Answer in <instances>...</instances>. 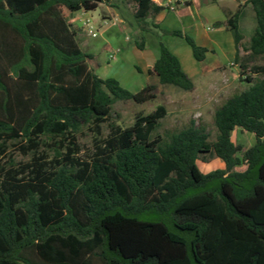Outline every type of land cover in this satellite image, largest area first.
<instances>
[{"label":"trees","instance_id":"trees-1","mask_svg":"<svg viewBox=\"0 0 264 264\" xmlns=\"http://www.w3.org/2000/svg\"><path fill=\"white\" fill-rule=\"evenodd\" d=\"M124 1L140 31L164 9L158 0ZM104 2L0 0V264H264V64L253 62L264 55V0L245 2L255 21L249 40L238 25L241 5L224 21L247 52L236 50L239 76L252 75L214 110L213 140L193 119L167 139L153 135L162 105L98 138L116 101L155 98L152 84L132 92L97 74L78 40L70 14ZM171 34L203 60L206 47ZM147 73L193 88L162 42ZM83 127L100 142L88 158L78 155ZM235 128L254 142L236 143ZM46 140L59 160L39 151ZM10 148L30 163L16 164ZM209 156L223 167L201 171L198 159Z\"/></svg>","mask_w":264,"mask_h":264},{"label":"rangeland","instance_id":"rangeland-1","mask_svg":"<svg viewBox=\"0 0 264 264\" xmlns=\"http://www.w3.org/2000/svg\"><path fill=\"white\" fill-rule=\"evenodd\" d=\"M111 1L116 6L115 11H117L124 19L125 31L120 33V39H122L123 43L126 44L125 47L128 49L131 45H135V39H137V37L135 36L134 31L136 30L135 28L137 27V23L132 13L128 11L124 0ZM198 1V6L201 7L203 5V0ZM250 12L253 13L251 10ZM104 13H107V11H105L104 3H100L96 10L94 9V11H90V15L93 16ZM70 17H72L71 14ZM203 24L205 27L209 25V23L206 21H203ZM254 25L253 14L251 19L249 13H246L244 26H241L240 28L244 41L249 40L253 33ZM117 26L119 27V24ZM102 30H104V27H99L96 30L97 36H86L88 45L87 47L84 46L86 50L94 55L95 64L93 65L97 74L102 77H114L118 79L123 87L132 92L139 91L145 85L154 83L155 85H153V92L155 93V98L143 103H137L133 100L116 101L112 105V110L110 116L107 118V121L101 123L100 134L98 135L100 140L107 138L110 131L109 125L116 124L121 126H129L133 123L137 113L148 114L153 112L158 105H162L164 107L165 113L159 119L158 124L153 130V135L159 134L163 137V139H167L170 133L183 128L189 123L191 119H193L197 126L203 127L205 131L208 132L209 139L213 140L216 134V129L213 122L214 110L220 106L226 97L230 96L235 91H238L239 88L244 85L245 80L243 79L245 75H252L250 72H248V70H246L242 76H239V65L236 67V70L230 69L229 71L227 68H231L233 66L229 64L224 69V72L230 76L231 79L234 77L235 83L232 84L228 91L222 92V90L218 88V86H215V84L214 88H211L210 92L209 90L203 92L199 85H196L197 87L192 88L191 90H179L174 88L175 91H171L167 89L168 87L166 85L172 87L176 86L171 84H159L154 80L158 79L156 76L149 75L146 72V69L143 68L144 63L141 62V58L139 56L140 52L138 50H130V55L126 56H124V53L122 54L121 49H118L117 51L114 50L115 58L110 60L108 55L112 52V49L109 41L104 40L110 34L100 33ZM81 33L85 35V31L82 30ZM230 33L232 35L231 31ZM187 34L192 36L190 31L187 32ZM144 41L145 44L152 49L157 48L160 42L164 43L166 47L171 50V52H173V54L178 58L181 67L188 74H194L199 70L200 61H197L193 57L190 47L183 40V38L166 32L165 29L160 30L155 28L144 33ZM225 46L226 43L224 47ZM257 59L258 60L255 61L256 63L264 64V55H260ZM147 61L151 62L149 60ZM233 85L234 88H232ZM231 134L236 143H241L245 146H248L254 142L252 133L241 131L239 128H235ZM94 136V132L88 127H83L81 132L76 135V142L80 146V151L78 152L80 157L88 158L96 152V146L100 142H95ZM46 141L50 143L49 146H45L43 144L39 151L43 155L46 154L45 159L47 161L59 160L60 157L55 156L54 150L57 145L55 143H51L48 140ZM61 150L65 151V148H62ZM10 152H12V158L16 164H25L30 163L31 161L30 154L24 155L14 148H10ZM4 160L6 161V158H3L2 161ZM197 166L201 171L207 172L214 168L223 167V162L215 156H209L207 161H201L198 159Z\"/></svg>","mask_w":264,"mask_h":264},{"label":"crops","instance_id":"crops-1","mask_svg":"<svg viewBox=\"0 0 264 264\" xmlns=\"http://www.w3.org/2000/svg\"><path fill=\"white\" fill-rule=\"evenodd\" d=\"M245 2L246 0H203V5L199 7L198 0H188L186 5L180 6L176 11H167L165 9H161L155 15L147 18L149 24L152 25V29H165V31L169 33H171V31L173 30H181L185 33L190 31L196 43L207 48L203 60L200 61V68L197 72L190 75L182 68L183 71L192 80L193 88H196L199 85L203 92H206L207 90H209L210 92L211 88H214L215 84V86H218V88H220L223 92L228 91L231 88L232 84L235 83V78L233 77L231 79L230 76L225 74L224 69L229 64L233 66L231 68H227V70L230 71V69H237L236 67L238 66V62H234L236 50L239 56H243L247 52L241 47H238L236 49L234 39L230 33V30L225 26L224 21L240 5L241 13L238 20L239 29L241 28V26H244L246 13H249V16L252 19L253 13L250 12V10L252 11L250 4ZM104 4L105 11H107V13L97 16L90 15V11H77L71 13L72 17L69 16V22L71 23L72 28L76 30V36L78 40L83 47H87L88 40L86 36H88L89 34L85 30L82 21L85 18H90L93 24L95 22L94 26L96 30L99 27H104V30H102V32L100 31V33L110 34L104 40L109 41L112 52H114V50L117 51L118 49H121L122 54L124 53V56H126L130 55V50H138L140 52L139 56L141 58V62L144 63L143 68H145L147 72V69L152 66L154 60L158 55L159 45L157 48L152 49L144 43V47L142 49L138 48L136 45H131L127 49L125 47L126 44H124L122 39H120V33L125 31L124 19L117 11H115L116 6L111 0H108V2H104ZM125 5L127 7L126 2ZM113 20H117L116 24L110 23ZM104 21L110 22H107L105 24ZM203 21H206L207 23H209V25L205 27ZM118 24L119 27L117 26ZM135 29L136 30L134 31V34L137 38H140L141 35L144 37V33L148 32V30L140 31L138 26ZM82 30L85 31V35L81 33ZM224 42L226 43L225 47ZM258 57L259 56L255 57L253 61L254 63H256L255 61L258 60ZM147 60L151 62H148ZM154 80L159 83V81H157L158 79ZM152 85L155 84L152 83ZM166 86L168 87L167 89L171 91H175L174 88L179 89L177 87H172L169 85ZM246 86L247 83L245 82L244 85L239 88V90L245 89ZM232 88H234V85ZM228 97H226L225 99H227Z\"/></svg>","mask_w":264,"mask_h":264},{"label":"built area","instance_id":"built-area-1","mask_svg":"<svg viewBox=\"0 0 264 264\" xmlns=\"http://www.w3.org/2000/svg\"><path fill=\"white\" fill-rule=\"evenodd\" d=\"M158 1H159V4L161 6H163V8L165 10H167V11H176L180 6L186 5L188 0H158ZM107 22H110V21H107ZM107 22L104 21L105 24ZM110 23L116 24V21L113 20ZM82 24H83V26L85 27V30L87 31V33L90 36H92V37L96 36V34H97L96 33V29H95V26L92 23V20L90 18L83 19ZM114 57H115V53L114 52L109 53L108 58L110 60L114 59Z\"/></svg>","mask_w":264,"mask_h":264}]
</instances>
